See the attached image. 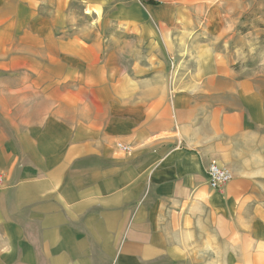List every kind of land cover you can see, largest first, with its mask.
Returning a JSON list of instances; mask_svg holds the SVG:
<instances>
[{"label": "crops", "instance_id": "crops-1", "mask_svg": "<svg viewBox=\"0 0 264 264\" xmlns=\"http://www.w3.org/2000/svg\"><path fill=\"white\" fill-rule=\"evenodd\" d=\"M77 1L95 21L31 30L27 86L0 103V264H196L264 238V87L236 19L220 0Z\"/></svg>", "mask_w": 264, "mask_h": 264}, {"label": "rangeland", "instance_id": "rangeland-1", "mask_svg": "<svg viewBox=\"0 0 264 264\" xmlns=\"http://www.w3.org/2000/svg\"><path fill=\"white\" fill-rule=\"evenodd\" d=\"M231 19H236L233 40L237 41L241 55V67L257 77L264 87V0H220ZM30 4H34L31 10ZM59 0H0V103H15V86H27L15 74L25 72L26 64L15 67V57L27 49L31 30L43 37L44 25L60 27L63 23L83 28L95 21L91 8L77 0H67L58 7ZM100 34L104 37L120 36L107 21L99 16ZM59 30L55 29V33ZM97 32V31H96ZM115 33V34H114ZM27 66V65H26ZM32 80V79H31ZM28 95H25L27 98ZM40 101V100H39ZM38 102V101H37ZM3 106V105H2ZM119 143V142H117ZM116 143V144H117ZM118 150V149H117ZM232 176V173L229 171ZM233 177V176H232ZM214 243V242H213ZM219 245L195 248L196 264H264V238H233L229 246Z\"/></svg>", "mask_w": 264, "mask_h": 264}, {"label": "built area", "instance_id": "built-area-1", "mask_svg": "<svg viewBox=\"0 0 264 264\" xmlns=\"http://www.w3.org/2000/svg\"><path fill=\"white\" fill-rule=\"evenodd\" d=\"M116 148L118 149V151L124 154H128L130 152V148L121 143H117ZM203 170L207 177L208 185L213 190H221L227 183L232 180V176L229 171L219 166L215 162H210L204 167Z\"/></svg>", "mask_w": 264, "mask_h": 264}]
</instances>
